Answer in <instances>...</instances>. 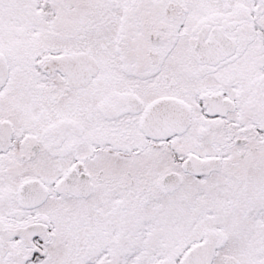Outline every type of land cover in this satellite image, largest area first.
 I'll use <instances>...</instances> for the list:
<instances>
[{"label":"snow or ice","instance_id":"6c2138e0","mask_svg":"<svg viewBox=\"0 0 264 264\" xmlns=\"http://www.w3.org/2000/svg\"><path fill=\"white\" fill-rule=\"evenodd\" d=\"M0 264H264V0H0Z\"/></svg>","mask_w":264,"mask_h":264}]
</instances>
